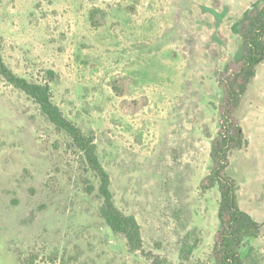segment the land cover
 Returning a JSON list of instances; mask_svg holds the SVG:
<instances>
[{
    "label": "rangeland",
    "instance_id": "obj_1",
    "mask_svg": "<svg viewBox=\"0 0 264 264\" xmlns=\"http://www.w3.org/2000/svg\"><path fill=\"white\" fill-rule=\"evenodd\" d=\"M262 2L0 0L5 63L49 84L53 103L94 139L114 203L143 239L133 252L111 231L82 152L0 76V264H217L221 196L201 184L221 75L241 55L245 13ZM96 12L103 25L91 22ZM125 77L135 85L120 96L112 85ZM125 102L144 106L133 114ZM236 116L249 144L232 152L228 174L241 210L262 226L242 257L264 264V63Z\"/></svg>",
    "mask_w": 264,
    "mask_h": 264
},
{
    "label": "trees",
    "instance_id": "obj_2",
    "mask_svg": "<svg viewBox=\"0 0 264 264\" xmlns=\"http://www.w3.org/2000/svg\"><path fill=\"white\" fill-rule=\"evenodd\" d=\"M97 13H92L91 22L94 25H103L104 20L97 23L99 20ZM238 32L242 39V52L239 58L228 64L221 75L223 100L219 111V130L211 146L210 172L201 184L205 191L217 187L221 196L218 210L219 230L213 250L217 264H244L242 249L246 241L257 238L262 229L261 224L241 210L237 195L238 185L229 176L228 169L232 152L249 144L236 114L256 77L258 67L264 63V2L254 4L248 9ZM0 76L33 100L50 123L71 140L74 148L82 152L89 170L99 181L98 194L102 200L101 218L113 233L126 239L131 251L141 252L143 250L141 227L133 216L125 215L116 207L110 190V177L96 154L94 139L86 136L70 122L53 103L49 84L31 83L17 76L7 66L1 45ZM134 85L133 78L125 77L114 82L112 88L118 95L124 96L130 94ZM144 101L147 103V99ZM143 106L137 102L133 104L125 102L123 109L135 114L141 111ZM152 259L153 264H167L158 256H152Z\"/></svg>",
    "mask_w": 264,
    "mask_h": 264
}]
</instances>
